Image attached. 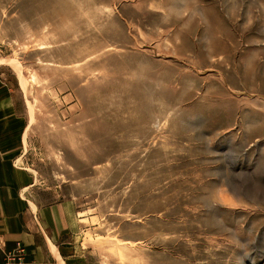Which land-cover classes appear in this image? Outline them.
<instances>
[{"label": "rangeland", "instance_id": "374dc122", "mask_svg": "<svg viewBox=\"0 0 264 264\" xmlns=\"http://www.w3.org/2000/svg\"><path fill=\"white\" fill-rule=\"evenodd\" d=\"M10 204L62 264H264V0H0Z\"/></svg>", "mask_w": 264, "mask_h": 264}, {"label": "crops", "instance_id": "0c3cea01", "mask_svg": "<svg viewBox=\"0 0 264 264\" xmlns=\"http://www.w3.org/2000/svg\"><path fill=\"white\" fill-rule=\"evenodd\" d=\"M13 183L15 182L13 181ZM4 209L6 208L4 207ZM15 209L16 207H13V205L10 204L8 210L10 219H7L6 221L7 225H12V227L9 228L10 232H8V234L3 239V245L1 246L2 251L4 249L14 247L17 242H22L27 247L26 249H30L32 254L29 255L28 253V255L29 259L31 256V258L34 260L33 264H62L58 260L55 251L49 249V242L46 239V235H44V233L39 230L37 223L40 225V222H33L31 218L22 220V218H19V212L13 216ZM56 252L59 253V251Z\"/></svg>", "mask_w": 264, "mask_h": 264}, {"label": "built area", "instance_id": "2783aa9c", "mask_svg": "<svg viewBox=\"0 0 264 264\" xmlns=\"http://www.w3.org/2000/svg\"><path fill=\"white\" fill-rule=\"evenodd\" d=\"M18 245V249H19V251H20V255L22 254V252L25 250L24 249V247H23V245L21 244V243H18L17 244ZM20 246V247H19ZM21 257V256H20ZM22 258V257H21ZM22 261V260H21ZM21 261H19L18 262V264H23V262H21ZM9 264H11L10 262H9Z\"/></svg>", "mask_w": 264, "mask_h": 264}]
</instances>
